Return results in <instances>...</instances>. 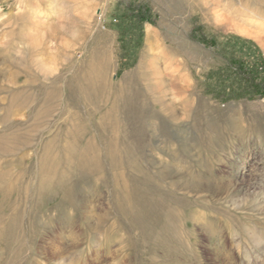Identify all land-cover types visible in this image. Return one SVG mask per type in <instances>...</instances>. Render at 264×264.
<instances>
[{
  "label": "rangeland",
  "instance_id": "1",
  "mask_svg": "<svg viewBox=\"0 0 264 264\" xmlns=\"http://www.w3.org/2000/svg\"><path fill=\"white\" fill-rule=\"evenodd\" d=\"M255 72L264 0H0V264H264Z\"/></svg>",
  "mask_w": 264,
  "mask_h": 264
},
{
  "label": "trees",
  "instance_id": "2",
  "mask_svg": "<svg viewBox=\"0 0 264 264\" xmlns=\"http://www.w3.org/2000/svg\"><path fill=\"white\" fill-rule=\"evenodd\" d=\"M250 77V76H248ZM256 94L264 96V80L258 77L257 73H253L252 77L247 80Z\"/></svg>",
  "mask_w": 264,
  "mask_h": 264
}]
</instances>
